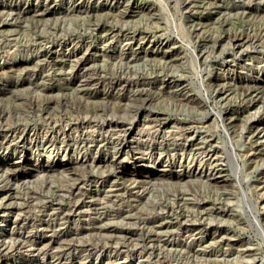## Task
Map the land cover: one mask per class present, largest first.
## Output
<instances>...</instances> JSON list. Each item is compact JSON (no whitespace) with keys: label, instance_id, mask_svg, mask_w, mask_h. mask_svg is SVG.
<instances>
[{"label":"rangeland","instance_id":"rangeland-1","mask_svg":"<svg viewBox=\"0 0 264 264\" xmlns=\"http://www.w3.org/2000/svg\"><path fill=\"white\" fill-rule=\"evenodd\" d=\"M242 37L240 54L235 40ZM261 46L264 48V0H0V110L5 111L4 116H10L14 107L35 94L31 85H18L15 79L40 76L35 78L54 85L53 92L64 88L63 99L59 96L58 102L50 104L71 106L74 115L106 116L113 112L124 116L128 123L138 106L141 107L139 118L162 112L171 125L168 130L180 125L192 126L193 130L208 135L218 147L216 150L223 151L228 136L214 111L235 109L229 135L239 156L241 174L239 186L229 175L228 163L223 162L217 178L228 176L229 179L215 182L204 175L208 165L200 167L197 156L193 159L188 154L189 145L183 151H173L170 146L168 151L163 146L149 151L133 142L122 161L124 169L115 168L109 160L95 166L81 163L92 155L114 157L115 150L88 147L90 143L86 144L87 150L77 148L74 140L67 141L69 146L57 142L33 145L24 151L0 148V159L30 157L32 165L18 166V178L5 186L16 191L17 197L10 200L14 202L10 206L26 212L27 221L23 222L29 234L50 222L51 226L63 222L59 225L62 229L78 228L77 233L64 235L72 238V244L78 246L76 249L61 253L55 252L56 249L22 250L3 257L0 264H205L207 259L219 258L215 256L219 249L231 248L235 252L230 258H237L244 242H249L247 248L257 251L255 261H250L249 256L243 257L245 261L264 264V245L255 234L256 226L249 223L255 220L253 205H256L264 225V136L257 133L264 127ZM78 73L98 78L97 83L76 86L71 79ZM116 76L138 77L151 84L145 86V92L133 95L110 83ZM200 90L208 99L203 98ZM48 95L37 98L42 100ZM29 123L38 124L37 116L31 117ZM196 142L197 139H191V144ZM159 149L163 150L162 154ZM65 162L68 164L64 170L60 169L59 163ZM36 164L58 168L42 172ZM27 168H32V173H27ZM132 181L143 184V188L137 192L129 187ZM239 187L249 197L244 202ZM223 190L231 191L228 199L221 195ZM54 192L61 195L53 197ZM28 194L36 197L30 200V205ZM45 194L55 198L53 203L37 207L35 201H45L42 197ZM189 201H204L206 207L227 203L226 212L207 214L211 224L203 234L209 236L218 228V236L204 253L194 255L185 250L177 258L163 241L149 244L141 239L148 225L138 224L140 215L155 221L153 213L165 212L166 202L176 209L177 204L183 207ZM60 205H64L65 219L52 221L49 212L54 213ZM2 214L0 211V231L13 232V213ZM171 217L166 220L175 224V216ZM96 220L123 227L126 232H103L102 239H95L96 231L88 228L95 226ZM29 234L23 233L24 237ZM203 234H197L191 245L196 247ZM48 239L46 235L40 240ZM94 242L105 247L91 248V245L89 250H83Z\"/></svg>","mask_w":264,"mask_h":264},{"label":"bare ground","instance_id":"bare-ground-1","mask_svg":"<svg viewBox=\"0 0 264 264\" xmlns=\"http://www.w3.org/2000/svg\"><path fill=\"white\" fill-rule=\"evenodd\" d=\"M235 41L236 42L238 41L236 44V48L237 49L240 48L238 49V51L240 54H242L243 50L241 49L242 48L241 45L244 42V38L243 37L237 38ZM259 52L264 53V48L262 46L259 49ZM255 65L253 66L255 67ZM32 77L34 76L29 75L27 77L26 76L18 77L15 79V82L18 85H21L24 83L26 85H31L32 88H34L32 92H34L35 94H33L31 97L29 96L30 98L27 97L25 99V103H22L21 106L19 105V106L14 107L13 113H11L10 116H7V117L4 116L5 111L0 110V148H4L7 150L19 148L21 151H24L32 147L33 145L35 147H38L39 145L40 146L45 145V144L53 145V144H56L57 142L67 143V141L74 140L77 148L86 147V150H87V148L90 146H93V147L97 146L98 149L110 147L115 150L114 155H113L114 157L111 156L110 158L108 157V159H105L104 157L96 158L92 155V156L87 157L81 163H87L88 165H94V164H97V163L99 164L100 162H104V161L106 162V160H109V163L115 168L117 167V168L124 169V165L122 161L125 158V156L129 154L128 151L131 149L133 142H135L137 146L139 145V148L142 147L149 151L157 146H163V149H165L164 151H168L169 148L167 146H170L172 148L171 150L173 151L174 150L183 151V150H186V147L189 145L190 147H189L188 154L193 155L192 157L193 159H194V156H197V158L199 159L198 165L202 168L204 164L208 165V167L206 168L207 170L206 169L203 170V172L205 171L204 175L209 176V178H212L215 182L229 179L228 176H221V178H217L219 177L218 175L221 172L219 167L222 165L223 162H227L228 163L227 170L230 173L229 175L233 177L232 179L235 183H238V185L241 186L240 167L237 162V158L239 156L235 152L233 142L230 139L231 137L229 135L230 123L232 122V119L236 115L235 109L231 110V112L214 111V116L219 117L220 119L219 124L223 127L225 134L228 136V141H225V145L222 146L223 151L222 150L220 151L219 149L216 150L218 147H216L214 141L211 140V138H208V135H203L201 132H198L197 130H193L192 126L182 127L180 125L181 127L174 126V128H176L175 130H168L167 128H169L171 125H169V122L167 121L168 119H166L167 115L165 117L162 112L155 111L153 114H151V116L144 114L142 118H139L141 115V107H138V106L135 112L131 116L129 115L130 121L128 123H125L123 119L124 116L121 117L113 112L106 116H101L98 114H93V115L76 114L74 115L71 113V108H72L71 106L64 107V105L56 106V105L50 104V102H58L59 96H62L61 99H63L64 88L63 89L57 88V90L53 92L54 85L50 83L47 84L46 81L39 82V80L41 79L35 78V77H40V76H35L34 78ZM97 79L98 78L96 77L93 78L92 76L86 75L85 73H82V74L78 73V74H75V76H72L71 80L72 82L76 83V86H79V83L81 86L85 84L97 83L96 82ZM110 83L113 86H121V88L119 87L120 88L119 90L125 89V91L127 90L128 92H131L133 93V95H135V94H141L145 92L147 89L145 86L151 84V81H147V82L141 81L140 78L138 77L131 78V77H125V76H116L110 79ZM45 93H49V95L46 96L44 99L39 100L37 98V96L44 95ZM200 94L203 96L204 99H208V96L205 95V93L203 94L201 90H200ZM41 103L43 104L45 103L46 106H43V104ZM41 105H42V108H41ZM236 108L238 107L236 106ZM41 109H43L44 111L41 112ZM26 113L27 114L30 113V116L29 115L26 116ZM207 114L209 115L210 112L208 111ZM36 116H37V119L39 120V123L30 124L29 119L31 117L34 118ZM172 122L177 123V121H172ZM257 133H262L261 136H264V127L261 128V130ZM192 138L197 139V142L191 144ZM39 139L40 141H38ZM88 143H90L89 146L86 145ZM67 145L69 146L68 143ZM162 151H161V154H162ZM121 155L122 156L124 155V156L121 157ZM29 159L30 157L24 158L21 160H11L10 158L0 159V167H3V168H0V184L1 183L3 184V186L0 187V190L5 191L3 192V194L0 193V207H1L0 211L3 213L2 216L13 213V216H14L13 223L15 224V230H13V232L11 233L6 234L3 231H0V259H2L5 256L20 252L22 250H26L28 252H33V251L47 252V251H53L56 249L55 252L61 253L62 251H67V250L71 251L78 247L77 245H75L76 243L72 244L71 242L72 238L68 239L64 237V235L66 234L77 233V230H78L77 226L75 227L67 226V228L62 229V227H59V225L64 224L63 222L62 223L60 222L54 226H51V222H50V224H47L41 228L36 227L37 231L34 234L30 235L29 234L30 231L29 229H27V225H25V222H23L25 219H27L25 216L26 212L22 210L21 212L20 208L10 206L12 205V203H14L13 201H10V200H12L14 197H17V194H16V191L14 192L13 190H10L11 186L7 188L5 186L10 185L9 181L11 180L14 181L18 178L19 174H18V170L16 169L18 166H21L22 164L24 165L31 164ZM67 164L68 162H65L64 164L59 163L60 169L64 170V165H67ZM53 167L58 168V166H53ZM53 167H46V166H43L42 164H36V168L42 172H49V170ZM31 171H32V168H27V173H32ZM128 186L129 187L132 186V188L137 189V192L140 191V188H143V184H138L136 183V181L134 182L132 181V183H130ZM239 188L241 191V194H240L241 200H243L244 202L245 198L248 197L247 192L244 191V189H242L241 187ZM124 189H127V186H124ZM144 189H147V188L145 187ZM137 194H134V196L139 195ZM230 194H231V191H228V190L221 191V195H223L225 199H228ZM31 195L30 194L27 195V202H29L28 203L29 205H30V200L32 201L33 199L36 198ZM60 195L61 194H56L54 192L53 197L60 196ZM42 197L46 198V200L45 201L37 200L39 203L35 201V205H37V207L38 206L44 207L46 206L45 203H49L51 205L55 199V198H52V195H48V194H45V196H42ZM184 203L185 205L183 207L176 203L177 208L175 209L173 207L174 206L173 204L166 202L164 204V207L167 208L165 212L163 211L160 213L158 212L153 213L152 218H155V221H152L151 218L149 217H141V215L140 217L137 216L138 217L137 222L139 225L141 224L148 225L147 228H144V231L141 233L142 234L141 239L145 241V243H149V244H155V241H163V244L169 246L170 247L169 251L172 250L174 254L177 255V258L183 256L181 252L185 250H187L186 253L189 254V251H191L192 254L194 255L197 253H201V254L204 253L205 248L211 247L212 246L211 241L215 239L216 236H218L217 234L218 228L215 229L213 232H210L209 236L208 234H203V233H206L208 226L211 224V220L207 218V214L211 215L212 213H218L222 211L224 212L228 208L227 203L225 201L220 206H216V204L212 203L213 205H211V207H206L204 201H200V202L199 201H189V202H184ZM45 209L48 210V208H45ZM241 209L243 210L242 207ZM258 211L259 210L256 208V205H253V212H254L255 220H253V222H250L249 220V223L251 225L253 224L256 226L257 232L255 234L258 235L259 239H261L262 241L261 243L264 245V225L260 220ZM49 214L53 216L52 221H56V220L58 221L61 219H65L64 218V205H60L59 207H57V211H55L54 213L49 212ZM131 214L132 213H130V215ZM171 215L175 216V219H174L175 224H172L169 220L168 221L166 220V218H172ZM125 218H129V217L125 216ZM6 219L7 218L2 217V220H6ZM122 224L123 225L121 226H124V223ZM39 226L40 224L38 225V227ZM92 229L94 230V232L96 231L94 233V235H96L95 239L96 238L102 239V235L104 234L103 232H106V233L111 232V234L112 232L114 233H118V232L125 233L126 232L123 227H112L111 225H108L107 223H103L101 220H96V225L88 228L89 231ZM47 232L49 233L46 234ZM23 233H27L29 235L24 237ZM197 234H203V235L200 236L202 238L201 242L197 244L196 247H194L191 244L196 239L195 236ZM46 235H48L49 239L46 242H41L40 239H42V237ZM28 236L32 237V239L27 238ZM162 236L165 238L161 239ZM63 241H65V244ZM61 242L62 244H60ZM64 245L66 247H64ZM172 245H174L175 247L172 248L173 247ZM248 245H250L249 242H244L242 244L243 247L239 249L237 258L235 259L230 258V256L234 254L235 252L231 248H225L224 251H220L219 249L215 253V256H219V258H215L212 260L207 259L205 264H249L248 263L249 259L245 261L243 257L246 258L247 256H249L247 258H250V261L251 260L255 261V256H256L257 251H255V249L253 251L250 250V248H247ZM97 246H99V248L100 247L103 248L105 247V244L94 242L93 244L86 245V247L84 246L83 250H89L90 247L95 248ZM187 260H189V258ZM257 264H263V263L260 262Z\"/></svg>","mask_w":264,"mask_h":264}]
</instances>
